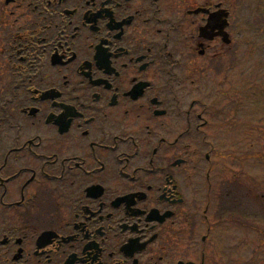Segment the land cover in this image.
<instances>
[{
	"label": "flooded vegetation",
	"instance_id": "obj_1",
	"mask_svg": "<svg viewBox=\"0 0 264 264\" xmlns=\"http://www.w3.org/2000/svg\"><path fill=\"white\" fill-rule=\"evenodd\" d=\"M220 4L0 0V264H218L191 217L196 100L179 78L250 69L231 11L228 44L200 36Z\"/></svg>",
	"mask_w": 264,
	"mask_h": 264
},
{
	"label": "rangeland",
	"instance_id": "obj_2",
	"mask_svg": "<svg viewBox=\"0 0 264 264\" xmlns=\"http://www.w3.org/2000/svg\"><path fill=\"white\" fill-rule=\"evenodd\" d=\"M263 2H264L263 0H255V3L257 4V9L259 6H262ZM251 13L253 15V22L252 23L254 24V12L251 11ZM261 16L262 15L260 13H257V17H261ZM258 42L259 41L257 40V43ZM258 58H259V56L257 55V62H256L257 65L261 62V61H259ZM213 71L216 72V68H213ZM262 74H264V73L262 72ZM222 78H224V77L212 78L211 81H209L207 83L208 87L205 86V87L201 88V86H199L198 83L192 84L190 86L191 90L189 91V99L194 95L195 98H198L201 100L205 99L204 101L211 102L212 97L210 98V100H208L207 97L209 96V94L207 92H209L210 94H214V96H215L217 94V91H219V89L216 91V89H217L216 85L219 84V82ZM255 80H256V85H257V82L264 85V76L258 77ZM239 85L242 86L243 84L238 82V85L236 88H238ZM195 90H197L196 93L194 92ZM203 90H205V91H203ZM261 91L264 92V89H257V88L254 89V91H253L254 96L250 95V97L253 98L252 101H250V99H247L246 95H244V96L241 95L242 101H240V102H242V104L239 105V110H238L239 111V118L241 119V121L243 123L246 122L247 119L250 121L253 120V122L255 124H258L259 128L264 127V97H263ZM190 101L187 103H190ZM241 130H242L241 131L242 133L240 132L239 136L244 137L242 140H247L249 135H255V140H257L256 145L259 144V147L256 146V149H258V151H260L261 154H264V135H260L263 137L259 139V136H257L256 132L254 134H252L249 132V130H244V129H241ZM263 130L264 129H262V130L260 129V131H263ZM227 134H230V132H228ZM238 141H240L239 137L237 139H236V137L233 139V138H231V136H229L228 139L226 140V142L223 144V148L226 146L225 148L228 150V153H232L233 151L237 150ZM218 142L219 141H217V143ZM241 144L246 146L247 141H242ZM218 147H219V145H218ZM245 152H248V148L245 151H243L242 153H245ZM255 161L258 163L254 164V166L251 163H249V164H246L243 168H241V172L245 173V175H246V176L244 175L242 177V180H243L242 182H244L242 187L244 189H247L248 185H254L253 182L249 180V176H252V175H255L256 179H258V180L260 179L261 180L260 183H262V185L264 184V159L263 160L257 159ZM235 169H237V167ZM224 177L226 179L227 176H224ZM225 179H223L221 176L217 177V175H216V178H214L212 180L213 197L214 198L216 196H218V192L222 189V188H220V185L222 184V180H225ZM203 181H204V179H203ZM221 192H222V190H221ZM240 194H244L243 189H240ZM240 194H238V195H240ZM217 200H215L213 203V209H212L213 220H219V219L227 217V214H224V213H221V215H218L219 214L218 209H217L218 204L216 203ZM222 200H224V201L226 200V195H225V199H222ZM230 200H227L228 202L227 201L226 202L229 203L230 205H233V203L229 202ZM235 203H237V202L235 201ZM224 205H223V208H225ZM261 208L262 207L258 204V202L254 201L252 199V200L248 201V204H246L245 207L238 209L236 212L233 211V208L231 209L232 212H234V216L237 217V220H239V224H238L237 228L230 230L229 231L230 233L228 232L227 236L225 238H223V244H224V242H226L228 245L230 244L229 249L231 250V254H232L231 258L232 257L235 258V255H236V252H235L236 250L232 247V244L234 247L237 245V243L239 242L238 236L240 238L241 237L244 238L245 234H253L256 238H261V237L257 236L251 228H249V225H251L253 223H255V226L259 225L262 228H264V216L261 213ZM241 221H242V223H244L246 225V227L243 226L242 223H240ZM234 235H237V238ZM258 249H260V247H259V243L257 241L256 248H255L254 252H257ZM251 257H252V255H249V253H246L243 255L244 261H248ZM224 258L226 261H228L230 259V256L228 254H226V255H224ZM234 261L235 260L231 259L230 264H232ZM263 262H264V258L261 257L260 260L257 262V264H264Z\"/></svg>",
	"mask_w": 264,
	"mask_h": 264
},
{
	"label": "water",
	"instance_id": "obj_3",
	"mask_svg": "<svg viewBox=\"0 0 264 264\" xmlns=\"http://www.w3.org/2000/svg\"><path fill=\"white\" fill-rule=\"evenodd\" d=\"M213 22H215V23H216V21H215V20H214ZM221 23H222V22H221ZM215 27H216V25H213V26H212V29H213V28H215Z\"/></svg>",
	"mask_w": 264,
	"mask_h": 264
}]
</instances>
